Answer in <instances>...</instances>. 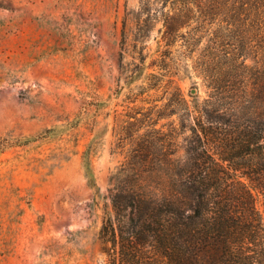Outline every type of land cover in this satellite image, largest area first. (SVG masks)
Listing matches in <instances>:
<instances>
[{"label":"rangeland","instance_id":"obj_1","mask_svg":"<svg viewBox=\"0 0 264 264\" xmlns=\"http://www.w3.org/2000/svg\"><path fill=\"white\" fill-rule=\"evenodd\" d=\"M182 1L0 0V264H103L113 183H179L197 109L214 126L264 120L258 12L198 0L222 2L203 22Z\"/></svg>","mask_w":264,"mask_h":264},{"label":"trees","instance_id":"obj_2","mask_svg":"<svg viewBox=\"0 0 264 264\" xmlns=\"http://www.w3.org/2000/svg\"><path fill=\"white\" fill-rule=\"evenodd\" d=\"M181 3L190 11L189 2ZM193 3L203 22H212L222 5ZM233 5L254 8L264 23V0ZM173 21L167 19L170 35ZM197 111L207 120L192 127V167L180 173L179 183L163 193L120 183L108 188L110 207L100 226L103 264H264V223L244 181L264 169V120L214 126L207 110Z\"/></svg>","mask_w":264,"mask_h":264}]
</instances>
